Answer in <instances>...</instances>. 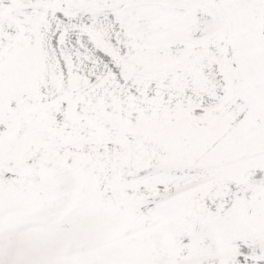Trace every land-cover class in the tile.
I'll use <instances>...</instances> for the list:
<instances>
[{"label": "snow or ice", "instance_id": "6c2138e0", "mask_svg": "<svg viewBox=\"0 0 264 264\" xmlns=\"http://www.w3.org/2000/svg\"><path fill=\"white\" fill-rule=\"evenodd\" d=\"M0 264H264V0H0Z\"/></svg>", "mask_w": 264, "mask_h": 264}]
</instances>
